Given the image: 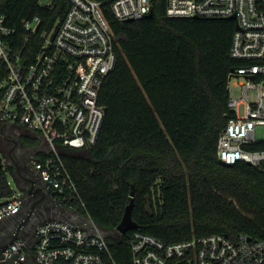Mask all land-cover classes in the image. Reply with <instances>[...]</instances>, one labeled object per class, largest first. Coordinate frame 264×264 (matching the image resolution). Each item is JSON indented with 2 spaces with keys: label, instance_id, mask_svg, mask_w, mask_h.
<instances>
[{
  "label": "trees",
  "instance_id": "1",
  "mask_svg": "<svg viewBox=\"0 0 264 264\" xmlns=\"http://www.w3.org/2000/svg\"><path fill=\"white\" fill-rule=\"evenodd\" d=\"M57 1L44 8L39 0H0V12L17 21L40 15L49 29L64 12ZM152 1L153 14L136 20H120L103 4L119 43L100 94L105 119L92 147L64 155L79 195L65 192L60 202L75 203L100 228H117L134 190L138 226L109 237L115 264H132L135 230L166 242L214 233L264 240L263 170L224 163L217 152L236 117L230 73L246 64L231 56L236 20L170 17L166 0ZM244 147L264 150V140ZM7 174L0 163V198L13 195Z\"/></svg>",
  "mask_w": 264,
  "mask_h": 264
},
{
  "label": "built area",
  "instance_id": "2",
  "mask_svg": "<svg viewBox=\"0 0 264 264\" xmlns=\"http://www.w3.org/2000/svg\"><path fill=\"white\" fill-rule=\"evenodd\" d=\"M39 1L44 8L61 6L57 0ZM64 1V12L49 29L42 30L40 15L17 21L0 12V122L43 138V156L32 159L34 184L40 181L46 191L57 190L50 197L60 204L65 192L79 195L64 155L93 145L105 119L100 94L116 66L119 43L103 4L109 2L120 20L141 19L153 8L152 0ZM166 12L170 17L236 20L231 56L246 64L230 73L229 83L238 80L234 86L240 96L229 98L236 117L222 132L217 152L227 164L246 161L264 172V150L244 147L264 140L257 131L264 126V0H166ZM12 190L11 197L0 198V222L25 205L23 193ZM40 197L33 195L38 207L44 204ZM64 206L84 216L87 225L48 216L29 235L3 248L0 264H115L100 227L75 203ZM130 237L132 264H264V240L244 233L166 242L135 230Z\"/></svg>",
  "mask_w": 264,
  "mask_h": 264
},
{
  "label": "flooded vegetation",
  "instance_id": "3",
  "mask_svg": "<svg viewBox=\"0 0 264 264\" xmlns=\"http://www.w3.org/2000/svg\"><path fill=\"white\" fill-rule=\"evenodd\" d=\"M14 135H5V137L0 136V146L4 149V153L8 154L9 151L13 153L17 152L15 150L22 149L23 152L19 159H17L16 162L12 161V159L9 161V171L16 177L19 186H26L28 184L34 183L33 179V168H32V159L35 154H31V152L28 151L27 146H24L22 143V140H19V137L17 138V142L13 141ZM18 153H16L15 156ZM33 155V157H32ZM18 166V168H16ZM19 174H23L24 178H21ZM39 187H44L42 182L36 181ZM33 201V197H28L25 199V205L20 210V212L14 216L8 217L5 220L0 222V248L6 244L13 235L17 234V232L20 233V236H27L30 234V232L35 228V226L41 222L43 219L47 218L52 211V200L50 195L43 200L44 204L42 206L37 207L31 215H29V208ZM23 227V229L21 228ZM1 251V250H0Z\"/></svg>",
  "mask_w": 264,
  "mask_h": 264
},
{
  "label": "water",
  "instance_id": "4",
  "mask_svg": "<svg viewBox=\"0 0 264 264\" xmlns=\"http://www.w3.org/2000/svg\"><path fill=\"white\" fill-rule=\"evenodd\" d=\"M153 14V12H150L147 16H151ZM236 16L233 15L232 18H235ZM198 18V17H195ZM133 20V19H131ZM238 27V26H237ZM250 79H253V77H250ZM4 123H8L7 121H2ZM14 142H17V138H13ZM90 146L92 147V144H90ZM28 151L31 152V154H36V150L35 148H28ZM23 152V150H21V153ZM20 154V153H18ZM33 157V155H32ZM12 159V161L16 162L17 158L15 155H13V153L11 151H9L8 154H5L3 151L0 150V161L4 162V167L6 169V171L9 172V166L10 164V160ZM222 161V160H221ZM223 162V161H222ZM225 163V162H224ZM17 164V162H16ZM16 168H18V166H16ZM19 186V185H18ZM21 192L23 193L25 199H27L28 197L32 198L33 195L35 194H40V200L44 199L46 196H51V195H55L56 193H58L57 190L52 191V192H48L44 189V187H39L38 185H35L34 183L31 182V184H28L26 186H19ZM7 200L3 201L6 202ZM38 207V204L35 201H32L30 208H29V215H31V213H33V211ZM51 207L53 208L50 214H53L55 217L63 219V220H67L69 222L78 224V225H82V226H86V218L82 215L79 214H75L74 212H72L71 210H69L68 208H66L64 205L52 201ZM134 208V190L131 193V200L129 202V204L126 206V210L124 213V216L122 218V221L119 223V225L117 226L116 229L114 230H105L100 228V233L101 235H103L104 237H115L117 235H126L128 234L129 230L136 228L138 226V223L133 219L132 216V211ZM49 214V215H50ZM20 233L17 232V234L13 235V237L6 243L4 244L0 250H2L3 248H5L7 245H9L10 243L14 242L15 240L19 239ZM251 239V237H249Z\"/></svg>",
  "mask_w": 264,
  "mask_h": 264
},
{
  "label": "crops",
  "instance_id": "5",
  "mask_svg": "<svg viewBox=\"0 0 264 264\" xmlns=\"http://www.w3.org/2000/svg\"><path fill=\"white\" fill-rule=\"evenodd\" d=\"M14 135V137L18 138L22 143L24 144V146L30 147V148H35L36 150V154L34 156H38V157H42L43 156V151L44 149H46L45 145H44V140L43 138L32 132L29 131L25 128H23L22 126L16 125V124H12V123H4V122H0V136L1 137H5V135ZM0 150L4 152V149L2 148V146H0ZM21 150H15L17 152H15L14 154L16 155V153H20L17 154L18 156H16L17 159L20 158L21 156ZM1 163L4 165V162L1 161ZM8 176V174H7ZM19 176L21 178H24L23 174H19ZM15 177V176H14ZM16 178V177H15ZM17 181V179H16ZM18 184V181H17ZM48 196H46L45 198H47ZM51 216H54L53 214H50Z\"/></svg>",
  "mask_w": 264,
  "mask_h": 264
},
{
  "label": "rangeland",
  "instance_id": "6",
  "mask_svg": "<svg viewBox=\"0 0 264 264\" xmlns=\"http://www.w3.org/2000/svg\"><path fill=\"white\" fill-rule=\"evenodd\" d=\"M238 80L232 79L229 83V92H230V96H235V97H239L240 96V89L238 86H234L235 83H237ZM255 95V91L251 90L250 92V98L253 99ZM258 131V138H262L264 139V126H258L257 128ZM8 182L10 183V186L15 190V192H21L19 186L17 185V181L16 178L14 177V175L9 171L8 172V176H7ZM146 207L149 209V200L147 199L146 202Z\"/></svg>",
  "mask_w": 264,
  "mask_h": 264
}]
</instances>
